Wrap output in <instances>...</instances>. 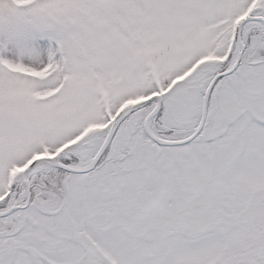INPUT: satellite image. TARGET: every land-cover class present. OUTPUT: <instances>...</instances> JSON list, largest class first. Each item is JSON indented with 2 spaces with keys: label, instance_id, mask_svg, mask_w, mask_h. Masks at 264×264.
I'll list each match as a JSON object with an SVG mask.
<instances>
[{
  "label": "rangeland",
  "instance_id": "obj_1",
  "mask_svg": "<svg viewBox=\"0 0 264 264\" xmlns=\"http://www.w3.org/2000/svg\"><path fill=\"white\" fill-rule=\"evenodd\" d=\"M256 7L264 10V0H0V197L21 204L8 185L30 157L72 140L100 143L95 130L106 131L116 106L138 94H159L168 107L151 130L192 134L207 85L236 60L239 31L241 60L212 88L197 138L149 150L133 125L147 111L136 110L111 139L136 151L126 164L142 157L125 177L131 194L152 174H182L172 195L188 208L169 212L164 201L140 229L95 238L114 264H264V29L244 21L238 30L237 22ZM155 80L164 92L172 85L166 97ZM77 146L67 149L88 152ZM114 166L70 178L73 205L93 200L76 219L98 214ZM45 169L29 178L42 187L56 180Z\"/></svg>",
  "mask_w": 264,
  "mask_h": 264
},
{
  "label": "flooded vegetation",
  "instance_id": "obj_2",
  "mask_svg": "<svg viewBox=\"0 0 264 264\" xmlns=\"http://www.w3.org/2000/svg\"><path fill=\"white\" fill-rule=\"evenodd\" d=\"M253 16L260 17L264 20V10H258V13L255 12ZM171 90V87H169L166 92L162 91V94L165 95L164 97H166L167 92L169 94ZM162 100L160 99L159 101L160 104L157 116L160 115L161 112L168 110V107L166 108V103L162 104ZM152 102H154V106L151 111L157 105L155 101ZM150 105L151 103H148L138 110H145L147 112L139 124H137V122L133 124L134 128H136L137 131H141L140 137L145 139V144L149 145V150L155 151L165 148L168 151L173 147L161 146L156 141L148 138L144 133L143 121L151 112L148 108ZM150 123L149 131L155 135H159V133H156V130H151ZM120 127L121 126H118L115 133H117ZM105 128L106 127H102L96 131L99 133L102 132L101 134H96L98 137L96 138L102 140L100 143L95 142L90 144L85 142L84 145L82 142L77 143L78 149L86 148L88 152L82 154L78 151H69L71 147L77 145L73 143L69 149L64 148L66 150H61L56 156L52 157L53 160L56 159V162L59 164L58 166L55 165L51 167V172L47 173V176L56 178V180L51 179L53 181H51L50 184H46L42 187L35 182L38 176L29 178L28 174L22 175V173H19L11 177V188L13 187L14 193L18 191L22 193L23 200L22 203L19 204L17 199L9 200L11 195L8 197L1 196L0 264H110L95 238L96 235L106 238L108 234L115 229H122L123 231L140 229L147 219H154L155 214L162 208L161 205L164 201L170 203L169 207H171V209L168 210L169 212L177 209L184 212V210L188 208V204L182 205V203L176 202L177 196L172 195V192H177L176 190L179 188V184L177 185L175 182L181 180L180 176H182V174L176 177V180L174 178L172 179L170 172L167 174L161 172L152 174L151 177H147V182H145L144 186L137 187L135 193L131 194V192L127 190L125 177L133 173V170L141 165L142 157L133 158L130 164H126L125 162L130 160V156L137 155L136 151H128L129 142L125 144L126 147L121 148L119 143L110 141L103 150L99 163H97L98 165L92 171L98 172L103 169V167L115 165L113 167L114 169L110 171V176L114 173L121 176L124 181L123 188H116V190L112 189L111 182L112 185H114L115 178L111 176L108 182V187L110 189H104L99 196L100 201L97 206L99 205L100 208L98 209L96 207V213L98 214L90 219H87L83 215H78L76 219L74 217V212H78L80 209L91 208L90 206H93V200L90 198L87 199V196H83V199L78 202V205H73V198H70L71 190L69 180L72 176L77 174L64 170L61 167L69 168L76 163L79 164V161H86L93 157L101 147L110 126L108 125L106 131ZM183 129L184 128L171 125L165 128L164 134L162 135L163 137L160 138L164 139L163 141L178 138L179 135L184 132ZM186 145L188 144L182 146ZM39 157L44 159L47 156L45 155L42 157V155H39ZM142 174L146 176V174ZM158 174H162L165 178L164 195L157 207L144 214L138 209L141 203H145L143 192L152 189L153 182ZM59 178H65L63 183L59 181ZM199 208H201V206L197 204L195 211ZM92 214L95 213L91 212L89 216H92ZM182 217H184V215H182ZM84 235H87L98 247L97 257L88 254Z\"/></svg>",
  "mask_w": 264,
  "mask_h": 264
},
{
  "label": "water",
  "instance_id": "obj_3",
  "mask_svg": "<svg viewBox=\"0 0 264 264\" xmlns=\"http://www.w3.org/2000/svg\"><path fill=\"white\" fill-rule=\"evenodd\" d=\"M248 20H254V19H250V18H249ZM239 29H240V27L238 28V30H239ZM239 39H240V38H239V31H238L237 34H236V42H237V44L240 43V40H239ZM242 48H243V47H242V45L240 44V50H241ZM240 50H237V51H236V52H237V53H236V60H235L234 64L232 65V67H231L229 70H227V71H225V72H223V73H218L217 75H215V76L213 77V79L211 80V82L209 83V85L207 86V88H206V90H205V93H204V96H203V103H202V109H201L200 121H199L198 127L193 131L192 135H191L188 139H186V140H184V141L163 143L164 145H167V146L182 145V144H184V143L189 142L192 138H194V137L197 135V133L200 131V129L202 128V125H203V121H204V117H205V113H206V103H207V99H208V96H209V93H210V91H211V88H212L213 84L215 83V81H216L217 79H219V78H221V77H223V76L229 74L230 72H232L233 69L237 66V63H238V61H239V59H240V55H241V51H240ZM143 103H144V102L138 104L137 106L133 107L132 109H135V108H137L138 106H141ZM132 109H131V110H132ZM129 111H130V110H129ZM123 116H124V115H123ZM123 116H122L121 118H119V120H118L116 123H114V124L112 125L111 130H110V132H109V134H108L106 140L104 141V144H103L102 148H100V150H99V151L97 152V154L94 156V158H93L92 161L89 163V165H88L86 168H84V169H73V170H70L71 172H74V173H81V172L89 171L91 168H93V166L95 165V163L97 162V160L99 159V157H100V155H101V153H102V150H103L104 145H105V144L107 143V141L109 140V137H110V135H111V132L114 130V127H115V126L118 124V122L123 118ZM150 116H152V115L150 114V115L147 117V119L145 120V123H146V121L148 120V118H149ZM160 180H161V175H158V178L155 180V183H154V186H153L154 188H153V191H152V194H154L153 197L156 198V205H157V203L161 200V197H162V195H163V193H164V189H165V184H164V183L161 185V187L158 188V183H160ZM116 185H117L118 188H121V187H122V183L119 182V181L116 182ZM155 195H156V196H155ZM153 197H152V198H153ZM150 198H151V197H150ZM150 202H151V201H150ZM150 202H147V203H148V207H147V208H144V205L141 206V207L139 208L140 211L143 212V213H147L151 208H153L154 206H156V205H151V206H150ZM89 241H90V240H89ZM87 252H88L89 254H91L92 256H96L97 249H95V248L89 246L88 249H87Z\"/></svg>",
  "mask_w": 264,
  "mask_h": 264
},
{
  "label": "bare ground",
  "instance_id": "obj_4",
  "mask_svg": "<svg viewBox=\"0 0 264 264\" xmlns=\"http://www.w3.org/2000/svg\"><path fill=\"white\" fill-rule=\"evenodd\" d=\"M51 166L52 165H51V163L49 161L33 162L31 164L30 170H31V172H35V171H38L40 169H45V168L48 169Z\"/></svg>",
  "mask_w": 264,
  "mask_h": 264
},
{
  "label": "trees",
  "instance_id": "obj_5",
  "mask_svg": "<svg viewBox=\"0 0 264 264\" xmlns=\"http://www.w3.org/2000/svg\"><path fill=\"white\" fill-rule=\"evenodd\" d=\"M220 71H222V70H220ZM220 71H219V72H220Z\"/></svg>",
  "mask_w": 264,
  "mask_h": 264
}]
</instances>
